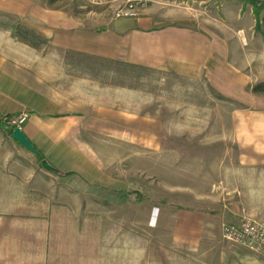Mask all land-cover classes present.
Masks as SVG:
<instances>
[{"label": "rangeland", "instance_id": "obj_1", "mask_svg": "<svg viewBox=\"0 0 264 264\" xmlns=\"http://www.w3.org/2000/svg\"><path fill=\"white\" fill-rule=\"evenodd\" d=\"M229 1L256 9L253 0H41V12L70 13L90 28L131 10L161 25L195 19L220 29ZM255 1L261 14L264 0ZM29 19L0 10V29L38 46L44 79L88 95L73 119H50L53 139L33 137L58 170L77 174L74 181L16 146L25 173L13 179L31 181L10 183L0 198V264H218L223 252L243 248L222 235L244 216L260 220V169L239 165L233 138L232 113L243 104L205 77L58 47L49 24ZM12 112L10 126L26 112L22 127H31L28 110Z\"/></svg>", "mask_w": 264, "mask_h": 264}, {"label": "crops", "instance_id": "obj_2", "mask_svg": "<svg viewBox=\"0 0 264 264\" xmlns=\"http://www.w3.org/2000/svg\"><path fill=\"white\" fill-rule=\"evenodd\" d=\"M223 7L226 21L220 29L195 19L192 24L161 25L151 15L118 18L107 27L90 28L70 13L42 14L41 0H0V10L20 22L28 17L38 26L49 24L47 37L58 47L193 79L205 77L220 94L242 103L232 113L234 144L241 152V167L260 169V221H264V94L251 91L252 85L264 81V12L258 24L252 6L229 1ZM87 95L76 86L62 92L56 83L44 79L40 50L18 39L11 27L0 29V114L28 110L31 127L23 132L40 152L33 137H50L48 123L57 113L71 119L82 113L81 96ZM17 145L35 155L0 128V198H6L10 183L31 181L26 174L13 179L25 173L21 162L26 156ZM243 248L223 252L218 264H264L261 254Z\"/></svg>", "mask_w": 264, "mask_h": 264}, {"label": "built area", "instance_id": "obj_3", "mask_svg": "<svg viewBox=\"0 0 264 264\" xmlns=\"http://www.w3.org/2000/svg\"><path fill=\"white\" fill-rule=\"evenodd\" d=\"M135 15L131 10H122L116 14V17L129 18ZM28 117L29 114L23 112L18 120H12V123L16 125V128L23 130L22 125ZM222 235L226 241L258 252L264 257V221L244 216L236 223L224 225Z\"/></svg>", "mask_w": 264, "mask_h": 264}, {"label": "trees", "instance_id": "obj_4", "mask_svg": "<svg viewBox=\"0 0 264 264\" xmlns=\"http://www.w3.org/2000/svg\"><path fill=\"white\" fill-rule=\"evenodd\" d=\"M252 2H253L254 7L256 8L255 11H254V13H255V15L257 17V23L259 24V15H260V8L258 7L259 6V4H258L259 2L258 1H255V0H253ZM17 36H18V39L22 40L26 44H29L31 46H34L27 39L23 38L21 35L18 34ZM34 47L37 48L38 46L35 45ZM251 91L254 94H264V81L252 85ZM10 118H11V114H7V115H1L0 114V128L2 130L6 131L7 134H9V135L12 136V133L15 130L16 127L10 126V124H9ZM37 159H38V161L41 164V161L43 159H45L44 154L42 152H40V154L37 155ZM41 167H42V165H41ZM55 173L58 174V175H61V176L65 177V178H67L69 180L72 179L73 177H76L77 176V174H75L74 172L62 173L58 169H57V172H55ZM73 181H74V178H73ZM112 191L114 193H116V194H119L120 196H122V193H124V190L122 188H114Z\"/></svg>", "mask_w": 264, "mask_h": 264}, {"label": "water", "instance_id": "obj_5", "mask_svg": "<svg viewBox=\"0 0 264 264\" xmlns=\"http://www.w3.org/2000/svg\"><path fill=\"white\" fill-rule=\"evenodd\" d=\"M12 137L14 140H16L18 143L26 147L29 151L34 153L35 155H39V150L34 146V144L29 140V138L26 136V134L23 132V130L19 128H15V130L12 133ZM41 165L43 169L50 172H57V168L53 166L47 159H43L41 161Z\"/></svg>", "mask_w": 264, "mask_h": 264}]
</instances>
